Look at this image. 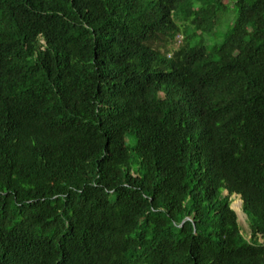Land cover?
<instances>
[{"label":"trees","instance_id":"obj_1","mask_svg":"<svg viewBox=\"0 0 264 264\" xmlns=\"http://www.w3.org/2000/svg\"><path fill=\"white\" fill-rule=\"evenodd\" d=\"M183 1L0 0V264H264V0Z\"/></svg>","mask_w":264,"mask_h":264},{"label":"rangeland","instance_id":"obj_2","mask_svg":"<svg viewBox=\"0 0 264 264\" xmlns=\"http://www.w3.org/2000/svg\"><path fill=\"white\" fill-rule=\"evenodd\" d=\"M199 2H200V0H192V3L194 5H198ZM235 11H236V8L232 4H230L224 11H221L218 14V16L216 17L215 25H213V27L211 29L200 30L201 33L199 35H197L196 38L199 39L201 36L203 43L206 45H209L211 43H214V42H217L218 40H220L223 37V34L230 28V26L234 20ZM175 13H174V15H175ZM176 20H177V22L182 23V21L180 19H176ZM180 37H181L180 32L175 35V44L179 41ZM231 200H232V196H231ZM238 224L240 226V231L246 237H248L249 236V227L247 224L246 217L239 218Z\"/></svg>","mask_w":264,"mask_h":264},{"label":"water","instance_id":"obj_3","mask_svg":"<svg viewBox=\"0 0 264 264\" xmlns=\"http://www.w3.org/2000/svg\"><path fill=\"white\" fill-rule=\"evenodd\" d=\"M232 197L233 196H238V200L240 201V207H241V203H242V199H241V197H240V195L238 194V193H235V192H233L232 194ZM232 201V200H231ZM230 201V203H229V205H230V207L234 210V213H235V216H236V220H237V222H238V219L240 218L239 217V214H238V212H237V210L232 206V202ZM241 211H242V214L244 215V217H246V214H245V212L242 210V208H241Z\"/></svg>","mask_w":264,"mask_h":264},{"label":"clouds","instance_id":"obj_4","mask_svg":"<svg viewBox=\"0 0 264 264\" xmlns=\"http://www.w3.org/2000/svg\"><path fill=\"white\" fill-rule=\"evenodd\" d=\"M191 1H192V0H191ZM181 2L183 3L184 1L181 0ZM193 30H194L193 28H190V31H193ZM194 31L196 32V30H194ZM178 33H179V32H178ZM178 33H176V34H178ZM176 34H175V35H176ZM175 35H174V40H175ZM168 38H169V37H168ZM169 41H171V40L169 39ZM173 42H174V41H173ZM173 42H172V43H173Z\"/></svg>","mask_w":264,"mask_h":264}]
</instances>
